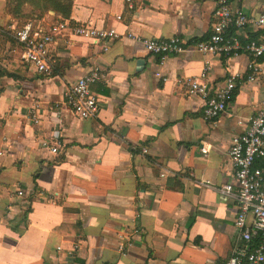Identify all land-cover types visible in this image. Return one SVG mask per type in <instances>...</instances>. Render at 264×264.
Segmentation results:
<instances>
[{"label": "crops", "instance_id": "crops-1", "mask_svg": "<svg viewBox=\"0 0 264 264\" xmlns=\"http://www.w3.org/2000/svg\"><path fill=\"white\" fill-rule=\"evenodd\" d=\"M7 1L0 0V264L226 262L239 243L236 205L215 189L233 183L231 140L264 103V59L255 82L237 87L225 114L207 122L202 100L178 82L203 69L194 47L210 35L217 0H132V9L125 0H73L68 28L114 29L119 38L106 51L69 33L56 39L49 77L20 61ZM234 7L256 19L264 0ZM60 22L51 12L31 24L46 33ZM234 35L258 41L264 29ZM172 37L186 51L163 64L143 48L146 39ZM249 60L208 57L209 83L245 77ZM95 67L103 76L91 87L99 115L80 120L63 94ZM52 137L57 155L42 146Z\"/></svg>", "mask_w": 264, "mask_h": 264}, {"label": "built area", "instance_id": "built-area-1", "mask_svg": "<svg viewBox=\"0 0 264 264\" xmlns=\"http://www.w3.org/2000/svg\"><path fill=\"white\" fill-rule=\"evenodd\" d=\"M241 0H217L213 13L214 23L207 40L196 44L194 51L205 58L204 66L198 76L179 80L178 84L185 86L188 96L199 98L203 102V118L213 122L225 114L232 94L237 87L245 82H255L259 73L258 59H264V35L258 41L242 43L234 33L248 26L264 29V9L256 19L249 18L235 3ZM128 8L132 9V0H125ZM121 20V17L117 18ZM10 34L13 41L21 49L20 61L35 69L37 74L51 76L54 62L49 49L56 39L70 36L83 39L90 43L104 45V51L110 43L119 38L114 29L103 30L91 26H73L68 28L65 21L52 26L46 33L34 24H27L21 29L12 28ZM0 29V35L5 34ZM129 39H135L132 34ZM147 55L158 56L163 64L169 56H178L186 51L184 42L178 37L167 40L146 39L142 42ZM247 55L246 76L230 74L222 84L211 86L209 76L211 65L208 57L223 59ZM157 78L161 77L156 73ZM102 72L98 67L80 77L65 93L64 104L80 120H92L99 115V100L91 87L102 80ZM166 82L165 78H161ZM32 120L35 125L40 123L38 111L34 110ZM54 155L59 153L60 141L52 137L43 142ZM207 154L206 148H201ZM142 154L147 153L142 148ZM229 161L234 170L233 183L225 184L215 190L234 202L236 214L234 227L238 232V245L232 249L229 259L220 264H264V103L256 115L248 120L247 129L235 135L228 151ZM162 174L161 177H164ZM210 188V183L203 184ZM19 197L23 196L18 191Z\"/></svg>", "mask_w": 264, "mask_h": 264}, {"label": "trees", "instance_id": "trees-1", "mask_svg": "<svg viewBox=\"0 0 264 264\" xmlns=\"http://www.w3.org/2000/svg\"><path fill=\"white\" fill-rule=\"evenodd\" d=\"M73 0H8L6 14L18 23L17 29L27 24L41 21L49 13H54L61 21L70 18ZM30 10L24 13L25 8Z\"/></svg>", "mask_w": 264, "mask_h": 264}, {"label": "rangeland", "instance_id": "rangeland-1", "mask_svg": "<svg viewBox=\"0 0 264 264\" xmlns=\"http://www.w3.org/2000/svg\"><path fill=\"white\" fill-rule=\"evenodd\" d=\"M17 25H18V23H17Z\"/></svg>", "mask_w": 264, "mask_h": 264}]
</instances>
